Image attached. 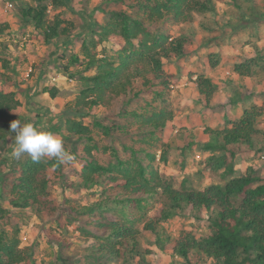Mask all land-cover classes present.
Here are the masks:
<instances>
[{
  "label": "trees",
  "instance_id": "obj_1",
  "mask_svg": "<svg viewBox=\"0 0 264 264\" xmlns=\"http://www.w3.org/2000/svg\"><path fill=\"white\" fill-rule=\"evenodd\" d=\"M50 1L35 0L34 6L22 8L19 13L22 26H33L46 43L56 38L67 40L77 30V24L60 9L66 0ZM107 1L123 3L129 9L99 7L108 18L95 21L93 32L82 39L81 54L72 55L64 67L68 75L78 76L79 85L74 101L66 105L59 118L68 134L88 141L84 146V164L73 169L79 180L73 184L100 188L99 199L80 209L74 207L76 215L69 221H84L77 226L86 240L84 264H150L148 256L153 251L143 243L144 230L159 234L163 221L179 215L192 218L188 230L168 243L158 241L161 249L170 248L168 252L173 257L180 256L190 264H264V174H258L250 165L245 173L235 175V160L243 146L255 152L261 150L257 137L264 134V101L243 107L241 118L228 121L226 127L206 130L210 139L200 146L211 154L200 163V169L207 174L206 186L200 189L176 187L151 161L145 162L136 154L122 158L114 152L115 160L100 162L94 152L99 146L93 143L92 128L84 123L87 117L96 116L97 109H112L118 100L131 93L139 96L146 90H154L162 97L170 91L171 78L165 65L192 50V36L182 26L191 24L195 13L215 12L214 0ZM49 5L55 9L50 19ZM167 19L181 26L178 35L150 29L151 24ZM10 30L8 19L0 15V36ZM108 40L113 42L112 49H104L99 55L98 47ZM253 51L254 54L246 55L234 66L242 77L250 78L258 73L259 67H264V39L253 45ZM206 62L210 68L217 67L218 54L209 55ZM12 63L0 50V152L12 144L8 137L10 124L20 120L23 107L13 88ZM72 65H79L76 73L69 72ZM193 84L200 96L198 100L206 108L211 107V98L217 90L212 78L200 74ZM45 90L53 98L58 94L55 86ZM125 114L141 116L137 111ZM141 118L148 131L155 134L166 128L173 114L161 109ZM166 152L162 154L163 161H168ZM147 155L155 160V154ZM61 167L55 159L45 157L33 162L25 157L13 159L2 174L0 264H38L35 260L38 243L34 239L27 245L21 243V223L30 216L42 222L60 223L61 203L51 185L53 172H61ZM149 203L155 207L146 220L129 211V207L136 205L141 210ZM59 258L66 260L60 255Z\"/></svg>",
  "mask_w": 264,
  "mask_h": 264
},
{
  "label": "rangeland",
  "instance_id": "obj_2",
  "mask_svg": "<svg viewBox=\"0 0 264 264\" xmlns=\"http://www.w3.org/2000/svg\"><path fill=\"white\" fill-rule=\"evenodd\" d=\"M7 2L13 3L11 9H6ZM214 2L215 12H208L205 15L195 13V20L182 26L183 30L192 36L190 41L192 50L185 57L169 61L165 65V72L171 78L170 91L162 97H158L154 90H146L139 96H133L131 93L128 97L118 100L112 109H97L96 116L84 119V123L92 128L93 143L99 146V150L94 152L100 162L115 160L114 152L122 158H130L136 154L144 158L145 162L151 161L176 187L200 189L206 186L207 174L200 169V163L211 154V151L200 146V143L209 141L206 130L226 127L229 124V114L236 112L235 106L242 101L249 106L255 104L251 100L253 96H256L255 101L256 99L264 101V67H259L258 73L251 78L256 85L255 88L251 86L250 81L242 83L237 78L238 74L234 67L250 52L254 54L253 45L264 39V0H214ZM34 5L35 0H0V15H5L11 25L10 32L0 36V50L13 61L10 76L13 86L18 88H23L20 84L25 82L23 75L27 67L33 68L31 76L35 75V68L40 67V60H36L33 53L35 54L34 51L37 50L35 43L42 45L44 42L42 35L35 32L33 26H22L23 22L19 16L22 8ZM99 7L129 9L123 3H110L107 0H66V4L60 6V9L74 19L78 28L67 40L54 39L41 62L47 71L44 77L45 81L46 79L49 81L48 85H55L52 77L58 76L57 73L61 71L65 76L66 86L58 95L61 99L53 102L49 108H43L42 113L44 112L45 117L37 124L34 122V125L60 137L65 149L73 154L75 159L71 163H60L61 172H53L54 182L51 188L61 203L60 223L57 224L53 220L42 222L34 216L27 217L26 221L21 223V243L27 245L33 239L38 243L35 254L38 264H84L86 240L77 229L84 221L81 220L80 223L69 221L73 218L72 215H76L74 207L80 209L85 205H92L100 197L99 186L88 189L73 184V181H79L74 176L73 169H80L84 164V146L88 141L86 138L78 140L77 136L68 134L59 121L63 109L74 101L79 85L78 76L68 75L64 67L72 55L81 54L82 39L93 32L95 21L103 22L108 18L107 13L101 11ZM54 12L55 9L49 5V19ZM180 27L169 19L150 25L151 30H165L174 36L180 33ZM112 47L113 42L105 41L98 47L99 55H102L104 49L110 51ZM213 53L218 54L219 65L210 68L206 61ZM78 68L79 65H72L69 72L76 73ZM227 70H230V74L226 72ZM200 74L223 83L221 93L223 102H211L213 107L222 106L223 110L203 112L204 105L198 100L196 90L190 83L196 78H193L195 75ZM161 109L170 111L173 119L167 122L165 129L151 134L147 126L142 124L141 117ZM126 111H137L141 116L137 118L131 114L126 115ZM95 119L102 125H97ZM8 137L12 144L0 152V178L15 159L11 156L14 133L8 132ZM257 140L261 150L255 152L245 146L239 150L235 160V175L245 173L250 165L257 169L258 174H264V134L259 135ZM165 145H169V148ZM104 147L107 151H104ZM165 150L168 161H163L162 158ZM147 153L155 154V160H151ZM25 157L27 156L22 158ZM154 207L155 204L149 203L139 210L135 205L129 207V211L136 218L146 220L153 215ZM77 216L81 217V214L77 213ZM191 221L190 216L179 215L163 221L159 227V234L144 230L146 239L143 243L153 251L148 256L150 264H190L180 256L173 257L168 252L170 250L168 246L161 249L158 241L170 242V239L177 237L182 231H187ZM139 226L143 228V222H140ZM59 255L66 260L59 258Z\"/></svg>",
  "mask_w": 264,
  "mask_h": 264
},
{
  "label": "crops",
  "instance_id": "obj_3",
  "mask_svg": "<svg viewBox=\"0 0 264 264\" xmlns=\"http://www.w3.org/2000/svg\"><path fill=\"white\" fill-rule=\"evenodd\" d=\"M51 43L52 42H50V43L42 42L41 43L42 45H37V43H35V48L37 50H35V51L33 49L32 50L35 52V54L33 53V56H35L36 60H40L39 69L36 67L35 71H34L35 75L34 76L30 75L31 78L24 79L25 82L20 84L21 87H23V88H18V87L13 86V88L18 93V97L20 98V100L23 103L22 111H21V114H20V120L23 123H29L30 122V123L34 124V122H35V124H37L40 121H42V119L45 117V116H43L44 112L42 113L43 108L47 109V108H49V105L53 104V102L56 103L57 101H59L61 98L58 97V95H60V92L62 90H64V88L66 86L65 85V81H64L65 76L60 71V72L57 73L58 76H57V79L54 81L55 83H53V84H55L53 86L58 88L57 96L55 98H53V97L50 96L49 92L45 90V88L53 87L52 85H48L49 81L47 82V79L45 81L44 75L47 74V71H46L44 65L41 63L42 60L46 57V51L51 46ZM249 54H252V52H250ZM53 71L56 72V69H54ZM48 72H50V70ZM226 72L230 74V70H227ZM212 74H213V72H212ZM195 77H197V75H195L193 78H195ZM237 78L242 83H244V82L247 83L248 81H250L251 86H253L254 88L256 86L253 83V81L251 80L252 77L246 78V77H242V76H240L238 74ZM212 80H213L214 83L217 84L219 92L216 91L214 93V95L211 98V102L212 101L219 102V103L223 102L222 99H221L222 96H223L221 94L223 92V83H219V81H217L215 79H212ZM190 83H192V86L196 90L195 85L193 84V82L190 81ZM196 95H197V97L199 99L200 96H199L197 90H196ZM255 97L256 96H253L252 97L253 99L251 98V100H253V102H255V104H259L260 105L261 101L259 99H256V101H255L254 100ZM24 100H25V102H24ZM211 102H210L211 107L206 108L205 106H203V110H204L203 112L204 113L205 112H210V111H221V110H223L222 106L213 107V104ZM246 104L247 103L245 101H242L241 103L237 104V106H235L236 112L231 113L228 116L229 121L241 118V116L243 114V107L249 106V105H246ZM203 105H204V103H203ZM209 139H210V136H209Z\"/></svg>",
  "mask_w": 264,
  "mask_h": 264
},
{
  "label": "clouds",
  "instance_id": "obj_4",
  "mask_svg": "<svg viewBox=\"0 0 264 264\" xmlns=\"http://www.w3.org/2000/svg\"><path fill=\"white\" fill-rule=\"evenodd\" d=\"M10 132L14 133L11 156L15 159L27 156L33 162H39L47 157L61 164L71 163L75 159L74 155L65 149L60 137L51 131L42 130L33 123L22 124L20 120H14L10 124Z\"/></svg>",
  "mask_w": 264,
  "mask_h": 264
},
{
  "label": "built area",
  "instance_id": "obj_5",
  "mask_svg": "<svg viewBox=\"0 0 264 264\" xmlns=\"http://www.w3.org/2000/svg\"><path fill=\"white\" fill-rule=\"evenodd\" d=\"M5 7L6 9H11L13 7V3L7 2ZM32 71H33V68L31 66L27 67V69L24 72V78H29ZM56 79H57V76L52 77L53 81H55ZM69 81H73V80L69 79Z\"/></svg>",
  "mask_w": 264,
  "mask_h": 264
}]
</instances>
